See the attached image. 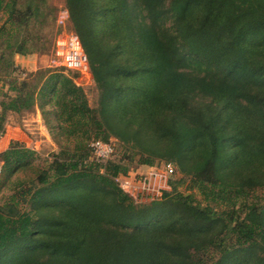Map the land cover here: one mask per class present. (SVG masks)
<instances>
[{
  "label": "trees",
  "instance_id": "trees-1",
  "mask_svg": "<svg viewBox=\"0 0 264 264\" xmlns=\"http://www.w3.org/2000/svg\"><path fill=\"white\" fill-rule=\"evenodd\" d=\"M65 1L100 107L61 72L12 79L56 18L47 0H0V64L16 93L0 134L39 100L68 139L98 115L95 140L119 148L103 165L93 140L63 172H40L37 152L13 141L3 173L26 176L8 198L21 213L0 209V264H264V0ZM135 158L172 165V190L148 202L125 192L115 179ZM187 182L205 205L179 191Z\"/></svg>",
  "mask_w": 264,
  "mask_h": 264
},
{
  "label": "rangeland",
  "instance_id": "rangeland-1",
  "mask_svg": "<svg viewBox=\"0 0 264 264\" xmlns=\"http://www.w3.org/2000/svg\"><path fill=\"white\" fill-rule=\"evenodd\" d=\"M47 4L53 13V17L56 18V24L54 22L53 24L51 23V26H48L43 32V39L39 43V51L37 53L28 56L17 55L15 57L16 69L13 71L11 77L18 82L29 81L33 84V79L39 76V74H45L46 80L50 75L61 72L60 74L69 79H73L74 83L83 90L89 108L96 110L100 107L99 98L101 91L94 80L91 69L89 72L81 73L79 77H76L75 72L60 70L54 65L55 42L57 37L63 32H73L71 31L73 28L70 24H66L63 27L57 22L60 12L67 8L65 0H47ZM2 53L3 50L1 49L0 55ZM4 64H0V113L3 111L1 103L7 100L5 96L14 97L16 95L14 92H9V87L4 85L10 81V79L6 78L7 75L4 74L7 71ZM1 68L4 70H1ZM40 105L41 102L37 100L35 107L31 110H26L22 113H8L6 125L11 128L10 130L13 131L12 136L16 138H13L15 140H12L11 143L16 141L36 151L37 155L33 163L37 165L36 168L40 172L43 168L49 167L50 165H54L57 171L63 172L62 164L64 158L67 161L68 157L72 156L76 150H78L77 153L79 156L83 155L87 148L84 146L95 140V134L103 125L99 122L98 115L95 114L96 118L89 127L82 129L81 126H77L78 130L76 131L75 137L68 139L59 129L60 123L52 115H45ZM45 110H51L50 113H52L54 108L48 104L45 105ZM101 130L104 131L105 128L103 127ZM113 141L118 146L116 139H113ZM11 143H8V139L4 137L0 138V155L11 147ZM62 151H67L68 154L65 153V155L67 154L66 156L60 157L59 155ZM121 153L123 156L125 155L124 151H121ZM127 155H129V152ZM130 163L131 171H134L128 175H119L120 177H126L127 184H124V181L122 184L116 181V179L115 181L120 187L127 186L126 192H131L129 194L132 197L137 198L134 187L138 188L137 191L152 194L154 200L159 199L165 191L172 190L171 178L163 170L164 162L158 160L156 161V166L150 169L141 167L138 158H135ZM3 165L4 162L0 159V209L8 211V209L13 207L12 202H8V198L13 193L14 182L16 180H24L26 173L21 171L8 177L3 173ZM28 171L29 173L32 172L30 170ZM188 187L189 183L187 182L181 184L178 189L187 196L193 194L197 201L205 205V196L198 189L191 191ZM139 201L143 202L141 199ZM13 209L16 210L17 217L21 213V209H17L16 207H13Z\"/></svg>",
  "mask_w": 264,
  "mask_h": 264
},
{
  "label": "built area",
  "instance_id": "built-area-1",
  "mask_svg": "<svg viewBox=\"0 0 264 264\" xmlns=\"http://www.w3.org/2000/svg\"><path fill=\"white\" fill-rule=\"evenodd\" d=\"M69 20L70 14L68 9L65 8L60 12L57 22L64 27L69 23ZM54 65L60 70L78 72L80 74L90 71L87 55L77 34L73 32H63L57 37L55 42ZM1 137H4V134L1 133L0 138ZM90 146L92 151V160H95L96 162L103 165L110 161L116 153V146L113 143L95 140ZM163 170L169 176L174 173V167L172 165L163 166ZM119 177L116 178V181H118L120 184H122L124 181V184H127L126 177ZM121 188L126 192L127 186H121ZM137 190L138 188L134 187L135 194H137V199H141L144 202L152 201L154 199L152 194Z\"/></svg>",
  "mask_w": 264,
  "mask_h": 264
},
{
  "label": "crops",
  "instance_id": "crops-1",
  "mask_svg": "<svg viewBox=\"0 0 264 264\" xmlns=\"http://www.w3.org/2000/svg\"><path fill=\"white\" fill-rule=\"evenodd\" d=\"M8 126H6V131L4 133V138L8 139V143H11L12 140H15L16 138L12 136V132ZM15 138V139H13Z\"/></svg>",
  "mask_w": 264,
  "mask_h": 264
}]
</instances>
